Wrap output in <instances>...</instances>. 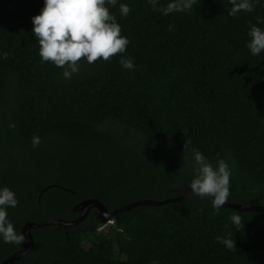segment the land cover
Masks as SVG:
<instances>
[{
    "label": "trees",
    "instance_id": "obj_1",
    "mask_svg": "<svg viewBox=\"0 0 264 264\" xmlns=\"http://www.w3.org/2000/svg\"><path fill=\"white\" fill-rule=\"evenodd\" d=\"M42 6L0 0V53L8 54L0 59V186L15 193L6 211L18 233L29 222L73 221L85 200L113 212L176 198L175 186L188 188L194 176L192 149L213 166L217 157L229 162L227 203L264 207V52L246 48L264 7L229 16L225 0H198L165 16L146 0H118L106 7L129 40L125 52L81 58L66 80L41 62L31 34ZM121 55L134 70L122 68ZM111 222L98 232L106 223L92 210L76 226L34 228L30 251L13 264H264V213L213 211L193 195ZM231 235L232 250L216 242ZM24 247L0 240V264Z\"/></svg>",
    "mask_w": 264,
    "mask_h": 264
},
{
    "label": "clouds",
    "instance_id": "obj_2",
    "mask_svg": "<svg viewBox=\"0 0 264 264\" xmlns=\"http://www.w3.org/2000/svg\"><path fill=\"white\" fill-rule=\"evenodd\" d=\"M197 2L198 0H168L166 5H159V0H146L153 11L165 16L190 11ZM117 3L118 0H43L39 13L31 17V34L38 43L41 62H51L61 68V75L67 80L79 72L81 58L92 64L98 58L108 61L113 55L123 54L129 40L120 34L115 16L106 7ZM225 3L230 6L229 16H236L241 11L252 13L257 4L264 7V0H225ZM129 12L127 4H119L121 16L126 17ZM261 24H264V18L257 16L256 23L250 24L248 28L246 48L252 56L264 52V28L257 26ZM168 30H172L171 25ZM7 55L0 53V59H6ZM118 62L126 70L135 68L132 60L123 55ZM31 142L35 147L40 139L33 136ZM191 154L195 167L188 188L192 195L210 200L213 211H216L226 203L230 194L229 162L217 157L213 166L197 149H192ZM17 203L15 193L7 186H0V240L4 243L22 244L25 241L23 234L18 233L8 219L6 211L8 207H16ZM229 220L237 230L241 228L239 215H232ZM215 239L229 250L234 248L233 235L217 236Z\"/></svg>",
    "mask_w": 264,
    "mask_h": 264
},
{
    "label": "water",
    "instance_id": "obj_3",
    "mask_svg": "<svg viewBox=\"0 0 264 264\" xmlns=\"http://www.w3.org/2000/svg\"><path fill=\"white\" fill-rule=\"evenodd\" d=\"M174 191L176 192L181 191V195L176 198H172V199H168L164 201H154V200L136 201V202L127 204L125 206H122L121 208L113 212H109L106 209V207H104L100 202L96 200H91V199L85 200V201H82L75 208V210L79 211V215L73 221L68 222V221H62V220H50V221H45V222H40V223H33V222L26 223L21 230V234H23V236L25 237L24 249L16 253H13L12 255L7 257L1 264H13L15 261H18L21 258H23L30 251L31 246H32L31 230L34 228L49 226V225H56V226L63 227V228L76 226L79 223H81L92 210L96 211L98 218L100 219V222L105 224L106 222L112 220L116 215L122 212L129 211L130 209L136 208L138 206H160V205L169 204V203H179L193 196L189 188L187 187L182 188L181 185H176L174 188ZM221 208L232 209V210H236L239 212L264 213L263 206L237 205V204H230L226 202Z\"/></svg>",
    "mask_w": 264,
    "mask_h": 264
},
{
    "label": "built area",
    "instance_id": "obj_4",
    "mask_svg": "<svg viewBox=\"0 0 264 264\" xmlns=\"http://www.w3.org/2000/svg\"><path fill=\"white\" fill-rule=\"evenodd\" d=\"M111 224H112L111 220L108 221L104 226H102V227H100V228L98 229V232L102 231L107 225H111Z\"/></svg>",
    "mask_w": 264,
    "mask_h": 264
},
{
    "label": "rangeland",
    "instance_id": "obj_5",
    "mask_svg": "<svg viewBox=\"0 0 264 264\" xmlns=\"http://www.w3.org/2000/svg\"><path fill=\"white\" fill-rule=\"evenodd\" d=\"M106 223H107V222H106ZM83 247H84L85 250H88L89 247H90V244H89L88 242L85 241V242L83 243Z\"/></svg>",
    "mask_w": 264,
    "mask_h": 264
}]
</instances>
